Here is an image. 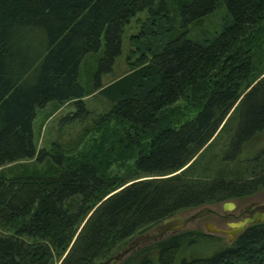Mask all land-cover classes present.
I'll use <instances>...</instances> for the list:
<instances>
[{
    "label": "trees",
    "instance_id": "obj_1",
    "mask_svg": "<svg viewBox=\"0 0 264 264\" xmlns=\"http://www.w3.org/2000/svg\"><path fill=\"white\" fill-rule=\"evenodd\" d=\"M142 14L138 63L103 85ZM188 89L198 110L176 124ZM93 95L121 133L77 162L38 147L48 119L72 103L78 120ZM263 130L264 0H0V264H104L168 217L258 193L264 150L239 157ZM201 238L170 233L118 264H175ZM179 264H264V222Z\"/></svg>",
    "mask_w": 264,
    "mask_h": 264
},
{
    "label": "rangeland",
    "instance_id": "obj_2",
    "mask_svg": "<svg viewBox=\"0 0 264 264\" xmlns=\"http://www.w3.org/2000/svg\"><path fill=\"white\" fill-rule=\"evenodd\" d=\"M138 18V19H137ZM145 16L137 15L131 20L124 29L122 36L121 54L115 59L112 69L108 73L101 76V83L107 85L114 80L122 77L126 73L134 69L140 59V55L135 51V47L131 43L132 36L139 31V27ZM96 57H90L87 66L82 67V72L94 73L97 68L95 61ZM83 80H86L83 78ZM85 83V82H84ZM87 113L78 120H70L66 117L76 112V106L72 103L63 105L59 111L48 119L38 134V147L49 148L51 152H59L67 157L72 162L84 160L86 155H94L98 153L95 144L108 133H121L123 127L118 124L113 116H111V106L102 100L98 95H93L84 99ZM198 110V96H195L190 89L185 91L176 101L169 107V111L174 115L175 123L181 124L193 117ZM45 110L44 112H46ZM40 112L35 120L36 128L39 129L43 121ZM66 118V119H65ZM65 119V120H64ZM219 150L216 148L214 151ZM264 150V130L255 135L248 141L239 157L240 161L259 155ZM127 165H113L110 169V175L123 174ZM125 173V172H124ZM118 188V186L116 187ZM236 209L227 212L225 217H221V204L205 206L213 210L214 215H209L198 219L195 222L187 225L180 232L200 233L201 238L193 247L182 249L175 264H179L181 256L198 257L206 256L208 253H213L220 247L229 245L227 237L219 234L208 233L204 226L206 223H211L217 228L225 229V222H235L237 215L243 209H246L255 202H264V189L258 193L233 200ZM196 210H192L182 215L187 217L194 214ZM177 233V232H176ZM170 235V234H167ZM166 235V236H167ZM204 241V242H203ZM56 262V261H55Z\"/></svg>",
    "mask_w": 264,
    "mask_h": 264
},
{
    "label": "water",
    "instance_id": "obj_3",
    "mask_svg": "<svg viewBox=\"0 0 264 264\" xmlns=\"http://www.w3.org/2000/svg\"><path fill=\"white\" fill-rule=\"evenodd\" d=\"M235 208L233 201H227L221 204L223 213L232 211ZM214 212L208 207L198 209L190 216L176 215L164 219L153 231L146 234L136 236L127 246L118 251L114 256L109 258L104 264H118L129 254L140 248L145 244L156 242L164 238L167 234L176 233L184 230L187 225L195 222L198 219L212 215ZM255 222H264V214L261 218L245 217L236 222L228 223L229 229L217 228L211 223L205 224V230L210 234H219L227 237L228 241H233L242 231Z\"/></svg>",
    "mask_w": 264,
    "mask_h": 264
},
{
    "label": "flooded vegetation",
    "instance_id": "obj_4",
    "mask_svg": "<svg viewBox=\"0 0 264 264\" xmlns=\"http://www.w3.org/2000/svg\"><path fill=\"white\" fill-rule=\"evenodd\" d=\"M236 209V205L235 208ZM233 209V210H234ZM222 211V210H221ZM231 212V211H230ZM223 213V212H222ZM227 213H223L222 215H220L221 217H225ZM262 214H264V202H255L253 204H251L249 207H247L246 209H243L239 215H237V218L235 219L236 221L243 219L245 217H256V218H261ZM214 215V214H212ZM235 221V222H236ZM228 223L231 222H225V229H229V227L227 226ZM259 222H255L254 224H258ZM205 228V227H204ZM223 229V228H221Z\"/></svg>",
    "mask_w": 264,
    "mask_h": 264
}]
</instances>
